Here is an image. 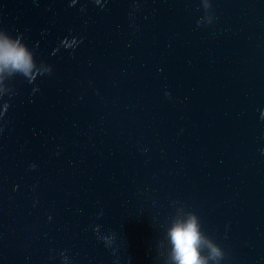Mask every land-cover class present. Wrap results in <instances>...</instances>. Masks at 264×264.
Here are the masks:
<instances>
[{
    "label": "water",
    "instance_id": "obj_1",
    "mask_svg": "<svg viewBox=\"0 0 264 264\" xmlns=\"http://www.w3.org/2000/svg\"><path fill=\"white\" fill-rule=\"evenodd\" d=\"M0 31L34 59L0 72V264H174L189 213L264 264V0H0Z\"/></svg>",
    "mask_w": 264,
    "mask_h": 264
},
{
    "label": "clouds",
    "instance_id": "obj_2",
    "mask_svg": "<svg viewBox=\"0 0 264 264\" xmlns=\"http://www.w3.org/2000/svg\"><path fill=\"white\" fill-rule=\"evenodd\" d=\"M98 3V0H95ZM213 20V16L209 23ZM199 25V23H197ZM77 44L80 41H76ZM34 67L33 52L27 44L7 31H0V72L29 73ZM264 152V149L261 150ZM174 264H221L225 255L219 244L207 237L195 213L174 223L168 230ZM97 239L101 240L98 236ZM207 247V255L202 249Z\"/></svg>",
    "mask_w": 264,
    "mask_h": 264
}]
</instances>
